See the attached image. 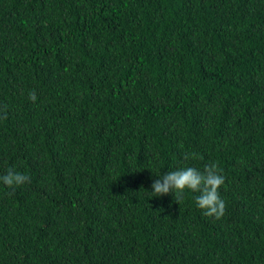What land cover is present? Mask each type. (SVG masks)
Wrapping results in <instances>:
<instances>
[{
	"label": "trees",
	"instance_id": "obj_1",
	"mask_svg": "<svg viewBox=\"0 0 264 264\" xmlns=\"http://www.w3.org/2000/svg\"><path fill=\"white\" fill-rule=\"evenodd\" d=\"M209 163L220 219L149 194ZM9 168L0 264H264V0H0Z\"/></svg>",
	"mask_w": 264,
	"mask_h": 264
},
{
	"label": "clouds",
	"instance_id": "obj_2",
	"mask_svg": "<svg viewBox=\"0 0 264 264\" xmlns=\"http://www.w3.org/2000/svg\"><path fill=\"white\" fill-rule=\"evenodd\" d=\"M29 99L36 101L35 90L29 93ZM189 156L195 158L194 154L185 155V160ZM30 177L23 173L9 168L7 173L0 175V183L9 188L21 186L29 182ZM225 178L221 174L216 163H209L198 170L194 167H184L176 171L159 176L152 183V192L149 193L154 197L168 195L170 192L174 194L177 204L185 199L186 191L191 193H199L195 196V205L207 217L220 219L225 212V202L220 197V188L224 184Z\"/></svg>",
	"mask_w": 264,
	"mask_h": 264
}]
</instances>
